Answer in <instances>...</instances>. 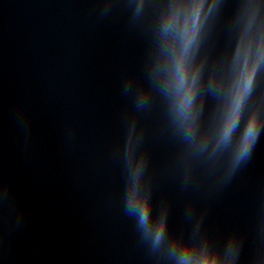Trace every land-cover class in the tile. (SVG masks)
<instances>
[{
  "label": "clouds",
  "instance_id": "clouds-1",
  "mask_svg": "<svg viewBox=\"0 0 264 264\" xmlns=\"http://www.w3.org/2000/svg\"><path fill=\"white\" fill-rule=\"evenodd\" d=\"M198 13L199 8L197 7L190 16L191 26L189 27L186 24L179 33L183 54L175 62V82L167 86L174 101L176 133L184 141H190L192 139L195 126L191 110L195 98L196 82L195 79L191 82L186 80L185 57L195 43ZM172 27L171 24H168L165 26V30L170 31ZM259 63L260 61L257 59L255 63L249 65L247 54H245L243 63L236 73L232 88L229 92L228 107L221 133L222 142L228 141L233 129L238 124L241 109L253 89ZM258 136L259 132L257 128L254 123L250 122L230 157L226 169V176H230L249 158ZM142 171V167H138L133 173L134 177H139ZM124 210L127 215L136 219L137 228L141 237L150 245L151 249L154 252L164 253L174 264H217L211 254L195 251L193 237L189 240L170 237L167 212L160 211L154 217L150 197L142 194L135 184L132 187L126 186Z\"/></svg>",
  "mask_w": 264,
  "mask_h": 264
}]
</instances>
